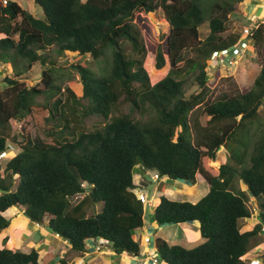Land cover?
Returning a JSON list of instances; mask_svg holds the SVG:
<instances>
[{
    "label": "trees",
    "instance_id": "1",
    "mask_svg": "<svg viewBox=\"0 0 264 264\" xmlns=\"http://www.w3.org/2000/svg\"><path fill=\"white\" fill-rule=\"evenodd\" d=\"M34 1L42 16L15 0H0V59L14 65V76L6 75L0 90V152L9 144L18 150L4 175L0 163V231L10 226L3 212L19 206L80 255L88 239H103L118 254H140L134 231L144 226L145 205L133 189L145 186L134 178L141 164L174 180L196 183L201 176L209 185L196 202L160 195L156 223L197 222L203 239L186 247L157 237L160 261L252 264L247 254L264 227V127L253 144L247 136L264 104V60L248 90L213 99L208 80L212 55L240 45V33L226 32L240 16L236 2L245 0L214 1L209 16L203 0ZM157 11L168 31L155 42L145 19ZM206 17L209 34L203 39ZM252 31L254 45H263L264 22ZM108 51L111 66L103 74L73 65L82 83V94L74 99L80 112L73 120L65 110L48 115L50 100L60 103L62 93L50 66L57 62L53 57L68 53L97 61ZM190 51L195 54L186 56ZM36 64L44 67L41 79L28 84L20 76ZM165 67L167 74L156 79L151 68ZM36 113L45 125L52 123L48 138L32 134ZM88 117L97 121L89 130ZM13 119L23 124L12 135ZM251 196L259 200L260 222L243 230L252 216ZM6 242L0 264H44L35 248L14 250ZM256 257L264 264V255ZM59 264L71 263L63 257Z\"/></svg>",
    "mask_w": 264,
    "mask_h": 264
},
{
    "label": "rangeland",
    "instance_id": "2",
    "mask_svg": "<svg viewBox=\"0 0 264 264\" xmlns=\"http://www.w3.org/2000/svg\"><path fill=\"white\" fill-rule=\"evenodd\" d=\"M17 1L23 8L29 10L31 13H33L35 16H42L43 10L42 8L35 3L34 0H15ZM214 1H231V0H203L205 7H206V14L209 16L211 14L210 6L211 3ZM253 0H248V3H251ZM236 5L238 6L239 10L240 8H244L245 4L243 2H236ZM251 6H254L250 4ZM241 12V11H240ZM261 14V15H260ZM240 15V14H239ZM245 15V14H244ZM257 15L261 16L258 17ZM146 18V28L148 33L150 34L151 38L156 42L159 37L167 33L168 31V24L163 19L162 14H160L158 11L156 13L149 14ZM205 23L200 27L201 30V37L204 39L209 34V19L206 17ZM233 19V17H232ZM251 19H254L251 20ZM256 22H264V10L260 12L259 14L255 12L252 16L249 14L245 15V18L243 16L234 17V20L231 21L230 29L226 32H238L242 34V30L246 25L252 24ZM224 33V34H226ZM162 42L165 44V39L162 40ZM253 46V44H252ZM195 54L194 51L186 52V56L190 55L193 56ZM53 58L56 59V64H50V66L53 69V75L55 76V79L59 85L62 86V93L58 95L57 99H61L60 103L58 100H50L48 108L50 110H47L48 115H52L53 113H59L60 111L65 110L66 116L69 118V120H73L74 116L77 115L80 111L78 109V106L75 105L74 99L75 97H80L82 94L81 91V78L79 73L75 71L73 65L76 63H82L83 65L89 66L95 73L97 74H103L107 72L111 66V55L109 51L106 53V55L101 59L97 61H92L90 56H77L65 53L60 56H54ZM264 60V44L261 46H256V44L247 51L244 56L241 58L239 57L234 64H228V61H222L218 60L217 63L212 64V67L210 69L208 80L210 83H213V93L212 98L214 99L216 96L221 95L222 92H231L235 93L237 91H244L250 89L256 77L259 75L262 62ZM43 66L41 64H36L35 66L31 67L30 69H27L24 74H22L20 77L26 81L28 84H35L40 81L41 79V71L43 70ZM169 70V67H165L162 71H153L151 68V72L154 75V77L157 79L162 78L167 74ZM14 74V65L11 62H2L0 59V90L4 88V77L6 75H13ZM14 76V75H13ZM196 89V87H192V90ZM43 99V98H40ZM138 116V113H137ZM35 120L38 122V125L42 127L37 126H31L32 134L37 135L40 134L44 138H48L50 136V133L52 132V123H49L47 125L44 124V116L36 113L34 115ZM42 120L43 123H40ZM97 123L95 121L94 117H88L85 119V127L89 129L92 128ZM23 120H11V133L17 134L22 129ZM264 127V104L260 107L259 114L257 119L255 120L254 128L252 127V130L249 131L247 138L251 141L253 144L256 140L260 138L261 131ZM259 128V129H258ZM48 131V132H47ZM19 138L18 140H20ZM252 148V146H251ZM9 150V148H7ZM18 150L15 151V148L13 150H9V153L5 158H0V163L2 164V174H5V166L9 159L12 157L13 152L16 153ZM223 152V151H222ZM224 156V160L227 159V152H223L222 157ZM214 166L217 167L218 163L215 161ZM149 172L145 175L142 174V169H136V175L140 176L142 178L143 184L147 185L145 188L140 187V191H143L144 193L148 194V189L152 186H154L156 183L161 181V177H159V173L156 170H148ZM197 182L199 183L197 186V189L202 188V183L205 184L206 181L201 177L198 176ZM152 182V184H150ZM166 184V182L164 181ZM163 184V183H162ZM238 186L247 191V186L243 183V181L238 182ZM176 187H168V196H171L172 198H178L174 193H170V191L175 192ZM195 189H193L194 191ZM1 193V190H0ZM203 193H201L202 195ZM155 196L158 197V193L156 191ZM82 196H76L74 197L73 201L74 203L80 199ZM150 202V198H148V203ZM153 204V203H152ZM247 204L249 205L250 209L252 210V216L250 218H247L244 220V226L243 230L252 229L253 226L260 222V208H259V200L250 197L247 201ZM155 205V203H154ZM100 208V207H99ZM156 208V207H155ZM153 206L146 204L145 205V228L144 230H137L141 231V233H135L134 238L136 241H138L141 246L143 247V241H141V234H147L151 238H153L152 245H155V240L157 239V236L160 235V237L167 239L171 243H178L186 246V247H192L194 246V243H185L183 240L177 241V238H181L183 236L184 230L181 229V226L178 223H171L168 225H164L162 228L158 223L155 222L153 216H155V211ZM153 214V216L151 215ZM158 228H161L160 230ZM145 231V232H144ZM144 234L142 236H144ZM259 244L255 247V250H252L251 253L256 256H262L264 255V230L261 229V232L258 236ZM203 240V239H202ZM142 242V243H141ZM4 244H1L0 247H3ZM10 247L9 245H7ZM11 248V247H10ZM13 249V248H12ZM17 250V249H14ZM20 250V249H19ZM26 250V249H25ZM24 251V250H23ZM68 256V254H67ZM151 256V254H150ZM154 256V254H152ZM46 259L50 260V256L48 255L45 257ZM45 259V260H46ZM43 259V261L45 262ZM162 264V263H161Z\"/></svg>",
    "mask_w": 264,
    "mask_h": 264
},
{
    "label": "crops",
    "instance_id": "3",
    "mask_svg": "<svg viewBox=\"0 0 264 264\" xmlns=\"http://www.w3.org/2000/svg\"><path fill=\"white\" fill-rule=\"evenodd\" d=\"M243 3L245 4L244 8H240V10L238 11L239 14L244 18L247 14L252 16L255 12L259 14L264 10V0H253L251 3H248V0H245ZM250 4L254 6H251ZM257 16L261 17L259 15ZM251 20L254 21V19ZM136 169H142L143 175L147 174L149 171H145L141 164L136 165V167L134 168V178L136 182L144 185L139 174L138 176L136 175ZM159 177H161V182L163 184H160V182H158L154 186L151 185V187L148 189V195L149 191L152 190L149 205L153 206V208H155L158 204L160 195H169L167 194L168 187H176L175 192L170 191V193H174L178 198H181L180 200H189L192 202L198 201L209 190V185L207 183H202V188L197 189V186H199L198 182L193 183L188 180H174L169 178L168 176L162 175H159ZM164 181L166 182V184L164 183ZM150 184H152V182H150ZM146 186L147 185H145L144 188ZM193 189L195 190L193 191ZM156 191L158 193V197L155 196ZM201 193L203 194L201 195ZM3 214L10 219V226L5 230L0 231V245L4 244V239L7 238L6 245H9L13 249L29 251L32 248H35L40 252L41 261L44 264H59L60 259L63 257L67 258L71 264H152V254H154V256H156L157 254L156 240L155 245H152L153 238L150 243H146L144 239L149 235L143 233L144 236H142L143 234H141L140 238L141 241H143V247L141 246L142 251L140 254L128 252L118 254L114 252L103 239H88L86 241L87 251H85L83 255H80L71 249V244L67 240L62 238L59 234L53 232L49 228L47 223L36 222L26 216L22 207L13 206L7 211L3 212ZM151 215L153 216V214ZM154 217L155 216H153V218ZM178 224L181 226V229H183L184 232L181 238H177V241L183 240L185 243H194V246L203 241L201 238L199 224L197 222L188 221ZM160 227L162 228L163 226ZM144 228L145 223L144 226L139 229L144 230ZM161 228L158 229L160 230ZM137 230L134 231V234L141 233V231L139 232ZM157 237H160V235H158ZM48 255L51 257L50 260L45 258ZM43 259H46L45 262L43 261ZM161 263L165 264L162 261L158 262V264Z\"/></svg>",
    "mask_w": 264,
    "mask_h": 264
},
{
    "label": "built area",
    "instance_id": "4",
    "mask_svg": "<svg viewBox=\"0 0 264 264\" xmlns=\"http://www.w3.org/2000/svg\"><path fill=\"white\" fill-rule=\"evenodd\" d=\"M3 2L6 4L8 3V0H3ZM258 26V22L255 21V23L246 25L241 34V40H240V45L234 46L233 48H228V49H223L220 52H215L212 55L211 62L212 64L217 63V61L222 60V61H228V64H234V62L239 58L243 57L245 54L246 49L249 48L250 44L252 43V28ZM9 150H13L14 146L12 144L8 145ZM9 150L5 149L0 152V158H5L7 154L9 153ZM137 197L141 199L145 204L148 203V195L147 193H144L143 191H140L139 188H134L133 189ZM264 230V227H263ZM144 241L146 243H150L152 241V238L150 236L145 237ZM159 258L156 254V256H153L152 258V264H158ZM252 264H261L260 261H256L255 259H252L251 261Z\"/></svg>",
    "mask_w": 264,
    "mask_h": 264
},
{
    "label": "clouds",
    "instance_id": "5",
    "mask_svg": "<svg viewBox=\"0 0 264 264\" xmlns=\"http://www.w3.org/2000/svg\"><path fill=\"white\" fill-rule=\"evenodd\" d=\"M3 1V0H2ZM9 1V0H8ZM4 3V2H3ZM5 4V3H4ZM7 4V3H6ZM252 43L250 44V46H249V48L248 49H246V51H245V53L247 52V51H249V49H251V47H253L254 46V41H253V39H252V41H251ZM252 44H253V46H252ZM211 61V60H210ZM14 153V152H13ZM137 188H139L140 189V187H137ZM135 192V191H134ZM136 193V192H135ZM137 195V194H136ZM148 195V194H147ZM148 198H151V197H149V195H148ZM148 205H149V203H147ZM144 205H146L145 203H144ZM263 229V228H262ZM247 256L248 257H250V259L252 258V259H255L256 261H260L261 262V264L263 263V260H262V258H259V257H256V255H253L252 253H249V254H247ZM159 261H160V259H159Z\"/></svg>",
    "mask_w": 264,
    "mask_h": 264
},
{
    "label": "water",
    "instance_id": "6",
    "mask_svg": "<svg viewBox=\"0 0 264 264\" xmlns=\"http://www.w3.org/2000/svg\"><path fill=\"white\" fill-rule=\"evenodd\" d=\"M152 195V190L149 191V197Z\"/></svg>",
    "mask_w": 264,
    "mask_h": 264
}]
</instances>
